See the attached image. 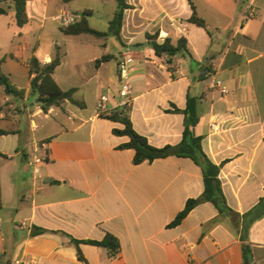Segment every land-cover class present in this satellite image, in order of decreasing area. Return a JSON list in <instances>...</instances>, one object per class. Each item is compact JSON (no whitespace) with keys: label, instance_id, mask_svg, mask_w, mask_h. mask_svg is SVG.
Returning a JSON list of instances; mask_svg holds the SVG:
<instances>
[{"label":"crops","instance_id":"obj_1","mask_svg":"<svg viewBox=\"0 0 264 264\" xmlns=\"http://www.w3.org/2000/svg\"><path fill=\"white\" fill-rule=\"evenodd\" d=\"M191 1L207 29L188 21V0H127L132 8L124 12L118 56L102 50L90 60L74 58L58 41L48 51L40 44L42 33L53 31L48 20L64 33L58 17H80L72 2L27 0L23 26L10 0L0 2L8 10L0 15L1 68L15 90L0 87V264H245L243 245L250 246V264H264V215L245 239L248 219L236 226L209 201L170 226L188 200L203 194L202 168L183 156L135 164V151L119 147L129 138L113 132L123 124L109 118L124 109L151 145H176L188 98H197L200 120L193 131L220 166L228 205L241 215L258 205L264 196V0ZM156 31L158 42L186 38L190 55L171 61L156 55L146 38ZM126 49L134 59L128 104L118 73ZM58 51L53 78L64 91L76 88L72 98L84 108L67 99L44 110L32 89L30 59L45 64ZM105 55L111 58L96 64ZM103 95L106 108L100 109ZM34 228L46 233L32 236ZM107 234L119 241L115 254L86 242Z\"/></svg>","mask_w":264,"mask_h":264},{"label":"trees","instance_id":"obj_2","mask_svg":"<svg viewBox=\"0 0 264 264\" xmlns=\"http://www.w3.org/2000/svg\"><path fill=\"white\" fill-rule=\"evenodd\" d=\"M9 1V0H0ZM74 0H64L65 3L72 2ZM118 2V9L114 13L113 18L109 22V28L107 32L98 31L89 25L88 16L90 12H83L74 24L61 27V30L67 35H80L90 34L99 38H103L108 34H113L121 41V29L124 20V12L126 9L132 8L127 0H116ZM192 9V15L188 21L197 26L207 29L204 19H202L196 10L195 5L191 0H188ZM15 9V18L18 26H23L28 22V16L26 12L27 0H10ZM7 9L0 6V15L6 14ZM159 31L154 34L146 33V38L149 41L150 46L158 56H165L168 61H171V57L178 54L190 55L188 49L187 39L182 37L176 44H174L171 38L167 37L163 42H158ZM111 58L109 55L103 56L96 61L98 64L101 61H107ZM3 60H0V87H7L10 93L15 92L10 84L7 76L2 72ZM61 64V54L58 51L55 57L48 63L42 64L36 56L30 59V68L34 78L32 79V89L38 93L39 101L44 110L50 107L60 106L65 100L69 99L72 103L84 108L85 104L72 98L76 88H71L64 91L54 80L53 75L56 68ZM19 94L22 95L21 92ZM197 98L189 97L187 107L184 110L185 114V129L183 132V139L176 145H166L163 147H155L151 145L148 139L139 134L133 127V124L125 112L121 110L113 112L109 118L118 121L123 124L122 129H114L113 132L116 135L127 136L128 142L120 145L121 149L130 148L135 151L134 163L140 164L145 161L152 162L158 158H164L168 156H183L192 158L201 168L204 176V192L196 199H190L187 201L185 208L178 214L176 219L170 224V226H176L187 214L197 205L203 202H212L219 210L220 214L227 215L232 218L234 225L238 226L240 222L248 219V223H245L242 229V239H245L248 233V229L251 223L264 215V196L260 199L258 205L250 212L241 215L235 212L227 203L224 196L221 181L219 178L220 166L213 163L205 154L202 148V137L194 134V127L199 123L200 117L197 108ZM46 233L45 229L34 228L31 232L32 236ZM87 243L104 246L115 254L119 249V241L111 234H107L102 241L87 240ZM78 245L79 241H75ZM250 252L249 245H243V254L245 258V264H250L248 260V253ZM78 257L83 260L81 252L78 250Z\"/></svg>","mask_w":264,"mask_h":264},{"label":"rangeland","instance_id":"obj_3","mask_svg":"<svg viewBox=\"0 0 264 264\" xmlns=\"http://www.w3.org/2000/svg\"><path fill=\"white\" fill-rule=\"evenodd\" d=\"M74 8L78 9V14L84 12L85 9L92 10V14L88 16L90 27L107 32L109 28V21L113 18L114 13L118 9V2L116 0H76L72 2ZM79 20V18H77ZM47 26H51L53 31L50 34L42 33L40 44L43 50L48 51L50 46L54 45L55 41L61 45L63 49H70L72 56L76 59L90 60L94 58H100L102 56V50L104 53H108L114 57H117L119 50L122 49V42L117 39L113 34H108L103 38L96 37L90 34H83L79 37H72L62 33L58 27L57 21H47ZM39 32L35 31L30 34L29 41L32 43L37 42V36ZM83 42V51L80 50L79 45ZM101 43L105 45L100 46ZM33 44V45H34ZM115 63V58L112 59L111 64Z\"/></svg>","mask_w":264,"mask_h":264},{"label":"built area","instance_id":"obj_4","mask_svg":"<svg viewBox=\"0 0 264 264\" xmlns=\"http://www.w3.org/2000/svg\"><path fill=\"white\" fill-rule=\"evenodd\" d=\"M77 18L78 17L73 14L62 13L58 17V21L60 25H62L63 27H66V26L74 24L77 21ZM133 61H134L133 56L128 49L120 53L119 60H118V73H119V79L121 82V95L126 98L127 104L131 101L130 95L132 93V85L130 83V68H131ZM215 86L219 88L220 91L224 94L228 92L227 88L225 87V85L223 84L221 80H217L215 83ZM105 101H107V97L104 95L101 96L100 102L98 104L100 109L106 108ZM212 127L215 128L216 125L212 124ZM41 161L42 159L37 157L34 161V164L37 165ZM34 174L35 175L39 174V168L35 167Z\"/></svg>","mask_w":264,"mask_h":264},{"label":"water","instance_id":"obj_5","mask_svg":"<svg viewBox=\"0 0 264 264\" xmlns=\"http://www.w3.org/2000/svg\"><path fill=\"white\" fill-rule=\"evenodd\" d=\"M6 92H7V93H9V92H10L8 88L6 89Z\"/></svg>","mask_w":264,"mask_h":264}]
</instances>
